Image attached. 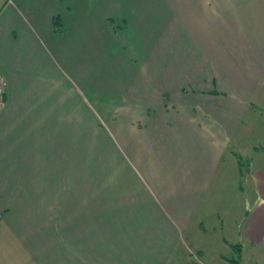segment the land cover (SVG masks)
I'll list each match as a JSON object with an SVG mask.
<instances>
[{
	"label": "crops",
	"instance_id": "obj_1",
	"mask_svg": "<svg viewBox=\"0 0 264 264\" xmlns=\"http://www.w3.org/2000/svg\"><path fill=\"white\" fill-rule=\"evenodd\" d=\"M0 72L4 264H264V0H5Z\"/></svg>",
	"mask_w": 264,
	"mask_h": 264
},
{
	"label": "rangeland",
	"instance_id": "obj_2",
	"mask_svg": "<svg viewBox=\"0 0 264 264\" xmlns=\"http://www.w3.org/2000/svg\"><path fill=\"white\" fill-rule=\"evenodd\" d=\"M115 99L116 98L114 96L113 97L110 96V98H105V100H107L109 103L112 102V101H116ZM92 135H94V133H92L91 135H89V140H92ZM89 148L91 149V147H89ZM261 150L264 153V148H262ZM90 151L91 150H89V157H90L89 159H91L92 156L95 154V151H92L93 153H91ZM90 154L92 156H90ZM111 154L112 153L106 154L105 151H102L101 157H103V160L104 161L110 160V162H111V159H112V157H111L112 155ZM238 155L241 157V159H243V166H245L246 163H247V161H249V159H251L250 156H246L245 158H242V155H240V153H238ZM109 165L110 164H108V163L105 164V166H109ZM89 167H90V165H89ZM11 243H12L11 241H7V242H5V244H0L1 245L0 248H2V252L0 251V264H4V262H6V263L8 262L7 260L2 259V257H1L2 255H6V253H9L10 251L11 252H15L14 251V246L13 245H10ZM6 246H7V249L5 248ZM196 260H197V257H196L195 260H194V258L193 259L188 258V260L187 259H182V261L180 262V264H198L196 262ZM173 264H176L175 261H173Z\"/></svg>",
	"mask_w": 264,
	"mask_h": 264
},
{
	"label": "trees",
	"instance_id": "obj_3",
	"mask_svg": "<svg viewBox=\"0 0 264 264\" xmlns=\"http://www.w3.org/2000/svg\"><path fill=\"white\" fill-rule=\"evenodd\" d=\"M5 0H2L0 3V6L2 3H4ZM238 158V165H239V172L240 175L245 174L249 170V161H247L246 165L243 166V160L239 155H237ZM230 253L226 256L227 261H229L231 264H243L241 259V244L240 243H230Z\"/></svg>",
	"mask_w": 264,
	"mask_h": 264
},
{
	"label": "built area",
	"instance_id": "obj_4",
	"mask_svg": "<svg viewBox=\"0 0 264 264\" xmlns=\"http://www.w3.org/2000/svg\"><path fill=\"white\" fill-rule=\"evenodd\" d=\"M7 90L6 80L0 72V108L5 103V94Z\"/></svg>",
	"mask_w": 264,
	"mask_h": 264
}]
</instances>
